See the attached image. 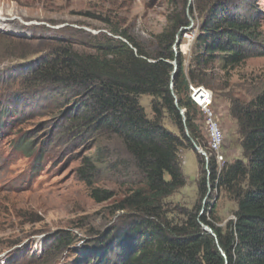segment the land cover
Wrapping results in <instances>:
<instances>
[{
	"label": "rangeland",
	"instance_id": "obj_1",
	"mask_svg": "<svg viewBox=\"0 0 264 264\" xmlns=\"http://www.w3.org/2000/svg\"><path fill=\"white\" fill-rule=\"evenodd\" d=\"M242 5L240 14L255 17L260 25L249 46L264 54V0ZM180 6L179 0H0V264H117V244L108 246L111 238L102 235L110 233L120 214L112 212L113 200L97 202L91 196L81 169L92 161V187L113 191L116 198L140 180L138 174L119 139L95 142L68 133L63 126L73 111L72 99L50 81L39 80L37 67L61 46L93 52L103 35L121 37L112 30L128 33L152 51L156 35ZM189 21L191 27L182 31L177 45L184 71L198 26L197 18L189 16ZM219 64L213 65V86L198 87L213 97L224 134V167L245 159L228 97L247 100L259 92L264 55L251 56L229 72ZM151 99L139 96L149 118ZM192 114L201 148L210 156L203 116L199 110ZM162 124L179 133L166 112ZM178 155L186 183L165 198L168 208L179 204L205 211L207 204H215L216 224L225 230L235 218L236 201L214 188L208 161L193 144L180 147ZM203 177L207 184L201 194L198 180Z\"/></svg>",
	"mask_w": 264,
	"mask_h": 264
},
{
	"label": "trees",
	"instance_id": "obj_2",
	"mask_svg": "<svg viewBox=\"0 0 264 264\" xmlns=\"http://www.w3.org/2000/svg\"><path fill=\"white\" fill-rule=\"evenodd\" d=\"M179 1L181 6L156 35L152 51L128 33L112 30L121 37L103 35L93 52L61 46L40 62L39 80L50 81L72 99L73 111L65 115L63 126L70 135L95 142L119 139L138 174L140 180L116 198L113 191L92 187V161L81 169L91 196L97 202L113 200L112 212L120 214L110 233L102 235L111 238L108 246L117 244V264H264V85L250 99L228 97L245 159H235L219 175L213 156L206 163L214 188L236 201L235 218L226 229L216 224L215 204L203 211L179 204L168 208L165 201L186 183L180 147H192L191 140L203 147L192 114L199 108L189 97V85L212 87L217 61L229 72L251 56L264 55L249 46L260 25L255 17L240 14L244 0ZM189 16L198 19V26L184 71L183 56L179 51L175 55L173 45L177 36L181 39L182 28L190 25ZM174 59L178 67L171 78ZM142 94L152 97V118L139 101ZM164 112L178 134L162 124ZM198 181L204 194L206 180ZM201 223L212 228L218 245Z\"/></svg>",
	"mask_w": 264,
	"mask_h": 264
},
{
	"label": "built area",
	"instance_id": "obj_3",
	"mask_svg": "<svg viewBox=\"0 0 264 264\" xmlns=\"http://www.w3.org/2000/svg\"><path fill=\"white\" fill-rule=\"evenodd\" d=\"M189 97L201 111L205 137L215 143L216 156H218L216 171L218 172V168H222L225 161L222 152L224 134L213 109V97L209 93L200 92V88L192 84L189 85Z\"/></svg>",
	"mask_w": 264,
	"mask_h": 264
},
{
	"label": "water",
	"instance_id": "obj_4",
	"mask_svg": "<svg viewBox=\"0 0 264 264\" xmlns=\"http://www.w3.org/2000/svg\"><path fill=\"white\" fill-rule=\"evenodd\" d=\"M189 2H190V1H189ZM189 27H191V25H190V26H187V27H184V28H182V29L185 30V29H188ZM179 43H180V38H179V36H177V37H176V40H175V42H174V45H173V50H174L175 55H177V52H178V50H177V45H179ZM171 63L173 64V71H172V74H171V78H173L174 75H175L176 72H177V67H178V65H177V62H176L175 59H174ZM172 87H173V82L170 83V89H171V92H172V94H173V97L175 98V104L177 105V99H176L175 94L173 93V89H172ZM178 109H179V111H180V113H181V115H182V117H183V121H185L184 110L181 109V108H179V107H178ZM186 134H188V133H187V130H186ZM191 142H192V144H193L194 149H196L200 154H204V151H203L202 148H200V146H198L193 140H191ZM209 192H210V189H209V187H208V190H207L206 196L209 194ZM216 198H217V196H216ZM216 198H215V199H216ZM200 213H202V210H201ZM201 225H202V228H203L207 233L211 234V235L215 238V241H216V243H217V245H218L217 236H216V234L214 233V231L212 230V228H210L208 225L203 224V223H201ZM219 249L221 250V253L223 254V256H225V253L222 251V249H221L220 247H219ZM225 257H226V256H225Z\"/></svg>",
	"mask_w": 264,
	"mask_h": 264
},
{
	"label": "bare ground",
	"instance_id": "obj_5",
	"mask_svg": "<svg viewBox=\"0 0 264 264\" xmlns=\"http://www.w3.org/2000/svg\"><path fill=\"white\" fill-rule=\"evenodd\" d=\"M201 148V147H200ZM208 149L210 151V156H213L215 159V163H216V168H217V164H218V156H216V151H215V143L214 142H210L209 141V146ZM204 151V150H203ZM206 161H208V157L210 158V156L204 151V154H202ZM222 168H218V172L217 175H219V173L221 172Z\"/></svg>",
	"mask_w": 264,
	"mask_h": 264
}]
</instances>
